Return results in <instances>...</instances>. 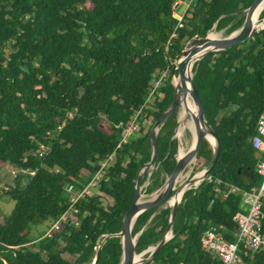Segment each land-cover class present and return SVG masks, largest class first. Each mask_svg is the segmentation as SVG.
Listing matches in <instances>:
<instances>
[{"label": "trees", "instance_id": "obj_1", "mask_svg": "<svg viewBox=\"0 0 264 264\" xmlns=\"http://www.w3.org/2000/svg\"><path fill=\"white\" fill-rule=\"evenodd\" d=\"M255 1L0 0V166L21 171L4 191L15 207L0 224V264H94L100 246L95 264L121 263L115 235L135 200L139 171L151 161V130L173 102L172 71L190 40L215 27L233 33ZM179 3L188 5L181 22ZM195 64L193 82L221 153L208 178L185 193L173 238L144 264H212L203 234L216 227L234 241L244 196L262 185L257 165L264 156L253 139L264 114V30ZM137 113L138 138L120 145ZM177 125L175 111L158 132L157 171L147 194L161 189L176 168ZM213 157L204 140L195 171ZM101 169L98 194L83 193ZM105 197L110 204H103ZM156 210L136 220L137 254L166 235L171 209L153 216ZM260 220L264 236V197ZM45 223L48 231L38 238L27 233ZM241 258L264 264V248Z\"/></svg>", "mask_w": 264, "mask_h": 264}, {"label": "water", "instance_id": "obj_2", "mask_svg": "<svg viewBox=\"0 0 264 264\" xmlns=\"http://www.w3.org/2000/svg\"><path fill=\"white\" fill-rule=\"evenodd\" d=\"M263 1L264 0H256L254 2V4L249 9H247L241 13V15L244 13L246 15V18H245L243 25L239 29H237L236 31L231 33L228 37L217 39V40H212L209 38V34H210L209 33L204 38L195 37L192 40H190L185 47V51L183 53V56L177 62L174 70L172 71V76L174 77L176 75V72L178 71V76L182 80L185 79V70H186L188 59H189V58L185 57L186 56L185 54H186L187 46L190 43L195 42L198 45L210 48V51L208 53L220 52V51L230 49L233 46H236V45L242 43L243 41L247 40L248 38H250L255 33L259 32L261 30H264V29H257L252 24L253 15H254L256 9L259 7V5ZM187 8H188V5L185 3L177 4L175 7L176 17L180 18V15H182L187 10ZM263 20H264V18H262V21ZM207 54H205L202 58H204ZM190 85H191V88H190L189 93H190V96L193 100L194 106L197 110V114L195 116H193L194 127L196 130V139H195L194 149L192 152L188 153L187 155H185L183 157H180L179 151H178V162H177V165H176V168H175L173 174L166 180L163 187L157 191L156 195L154 196V198L152 200L146 201V202L140 201V198L142 195L141 194V188L143 186L142 185L143 178L145 177L147 172H149V176H148V180H149L152 172H154V170L157 168V161L159 158L158 145H157L158 132H159L160 128L164 125L165 121L169 118V116L171 114H173L175 111H178L179 107L181 105V97L180 96H181L182 90H178L176 87H174V99H173L171 106L163 114V116L154 124V126L151 130V133H150L151 144H152V149H153V155H152L151 161L149 163H147L146 165H144L139 171L138 178H137V184H136L137 192L135 195V200H134L132 206L130 207V209L128 210V212L126 213V215L124 217L121 232L119 234L115 235V236L121 238V243H122V260H121L120 264H144V263L148 262L149 260H151L159 252V250L164 245H166L170 239L173 238V226H174L175 216H176V212H177V209H178L181 201L175 205L169 206V208L171 209V217H170V224H169L168 230L166 232L165 237L161 241V243L157 247H154V249L149 248L148 250H146L140 254H137L136 244H137L138 235H136L134 237L132 235V231H133V227L136 223V220L138 219V217L141 214L157 208V210L153 214V216H155L156 214L160 213L161 210H163V208L167 205L169 200L175 195V194L172 195V193L175 191L177 179L179 178L181 173L185 170V168L188 166V164L191 163L193 160L197 159L199 149L201 148L204 140H207L212 144V146L214 148V157H213V160H212L210 166L202 169L205 171V176H204V179L202 180L201 183H203L208 178L212 168L217 163V160H218L219 155L221 153V144H220L219 138H218L215 130L211 127V125H209V123L207 122V120L205 118V107L203 105V102L201 100L199 92H198V90H197V88L193 82V77L190 80ZM183 89H185V88L183 87ZM204 125H207L209 127V134L211 135V138L213 140L209 139L207 133L203 129ZM157 130H158V132H157ZM189 183H191V181ZM200 184L197 187H192V188L190 187V188L196 190L199 188ZM188 190L189 189H186L184 191V195ZM184 195H183V197H184ZM183 197H182V199H183ZM169 232H170V236H169V238H167V235ZM101 248H102V246H100V250H101ZM100 250L97 254V258L99 257ZM146 253H149V256L147 258H144L140 262H137L135 260L136 256L144 255ZM97 258H96L94 264L96 263Z\"/></svg>", "mask_w": 264, "mask_h": 264}, {"label": "built area", "instance_id": "obj_3", "mask_svg": "<svg viewBox=\"0 0 264 264\" xmlns=\"http://www.w3.org/2000/svg\"><path fill=\"white\" fill-rule=\"evenodd\" d=\"M183 15L184 13L180 15V22L182 21ZM179 27H183L182 23L179 24ZM159 84L160 81L156 82L155 88H157ZM153 94L154 91H152L147 99L146 107H148L150 99L154 96ZM138 115L139 113L135 115L133 121L126 128L125 135L122 138L120 145L122 143H127L134 134L139 131V124L137 122ZM253 146L264 156V114L259 119L258 133L253 139ZM111 161L112 158L110 159V162ZM108 166L109 162L102 164L103 169ZM257 171L263 178L262 185L259 189H253L244 196L243 210L234 218L238 225V232L235 235V240L227 241L224 238V235L216 227L207 230L201 238L202 247L207 252L212 253L216 259L212 264H243L241 258L243 253H256L264 248V236L261 235L262 223L260 220V209L262 207V198L264 197V160H261L258 163ZM101 175L103 176L102 169L98 172L95 178ZM93 182L94 180L91 181L88 187L92 186ZM88 187L83 193H88ZM69 189L72 188L69 187ZM231 191L236 192V189L233 188ZM224 196H227V194H224ZM246 206L248 209H244ZM65 219L66 216L60 218V220L53 225L51 230H58L61 221H64Z\"/></svg>", "mask_w": 264, "mask_h": 264}, {"label": "rangeland", "instance_id": "obj_4", "mask_svg": "<svg viewBox=\"0 0 264 264\" xmlns=\"http://www.w3.org/2000/svg\"><path fill=\"white\" fill-rule=\"evenodd\" d=\"M243 15H245V13L242 14V16ZM260 20H262V15L260 17ZM213 31L220 33L222 38L228 37L230 35V34H228L226 32V30L219 31V30H217L216 27L212 30V32ZM168 76H169V73L166 72V73H164L162 75V78L167 79ZM172 80H174V77L172 78ZM153 99H154V96H152V99H150V101L148 103L149 106H150V103L152 104ZM145 126L147 128L149 126V124L145 125ZM178 126H179V114H178V125H177V128H178ZM177 128L175 130L174 139L176 140V145H177L178 151L181 148L183 150H188L190 148V146L192 144V140H193L191 132L189 130H187L185 132V134L182 136V138L179 140L176 137ZM206 129H207V133H209V127L208 126H206ZM157 132H158V130H157ZM138 136H139V133L137 132V133L134 134V136L132 138L136 139V138H138ZM195 165H196V160H194V162L192 161L191 163H189L188 166L185 168V170L181 173V175L177 179L178 182L176 183V186H175V191H174L175 194L179 190L184 188V186L188 185L189 182L192 181V179L195 177V175L197 173L195 171ZM155 171H157V168L154 170V172ZM199 171H202L205 174L204 170L201 169ZM20 173H21V171L11 167L10 165H1L0 166V224L1 225L5 224L6 218L11 214V212L13 211V209L15 207V202L10 200L8 197L4 196V191L8 188V186H12L13 185L16 176L19 175ZM94 178L95 177H93V179H92V181L94 180L93 185L88 187V193L87 194H89V195L98 194V184L100 183V181L102 179V175L97 177V178H95V179ZM27 183H28V180L24 179L23 180V184L26 185ZM149 183H150V179L149 180L147 179L146 182L144 183V185L141 188V194H142L141 198H140L141 202H146V200L147 201L152 200L154 198V196L156 195V193H157V192L152 193V194H147L146 193L145 190H146L147 186L149 185ZM191 188H189V190ZM177 197H178V195H176L175 198L172 200V202L170 204H167L163 209L169 208V206L176 200ZM110 203H111V201L105 197L104 200H103V204L104 205H108ZM246 208L248 209L247 206H246ZM68 216H69V214L66 216V219H67ZM48 227H49V225L46 224V223L43 224V225H40V226H30L27 229V233H29V234L32 233L31 237L33 239H36L42 233L47 232L48 231ZM151 249H154V247L151 248ZM146 255H148V253L144 254V258H146Z\"/></svg>", "mask_w": 264, "mask_h": 264}, {"label": "bare ground", "instance_id": "obj_5", "mask_svg": "<svg viewBox=\"0 0 264 264\" xmlns=\"http://www.w3.org/2000/svg\"><path fill=\"white\" fill-rule=\"evenodd\" d=\"M263 11H264V1L256 9V11L253 15V18H252V24L257 29H264V20L263 21L260 20V17L262 15ZM209 38L212 40H217V39H221L222 36L218 32H215V31L212 32L211 31L209 34ZM209 51H210V48H208V47L198 45L195 42L190 43L187 46V50H186V54H185L186 55L185 57L189 58L188 62H187L186 70H185V79L182 80L179 76L177 77V75H175L174 80L172 81L174 87H176L178 90H182L181 96H180L181 97V105H180L179 110H178L179 126L177 128L176 137L180 140L182 138V136L185 134V132L187 130H189L191 132V135L193 138L192 144L188 150H183L182 148L179 150L180 157L187 155L188 153L192 152L194 149V144H195V139H196V130L194 127L193 116H195L197 114V110L194 106L193 100H192L190 93H189L190 88H191L190 80L193 77V67H194V65H196L195 63L197 61H199ZM183 87L185 89H183ZM192 126H193V129H192ZM206 126L207 125H204L203 129L207 133ZM207 135H208L209 139L213 140L209 133H207ZM193 162H194V160H193ZM204 176H205V174L202 171L197 172L195 177L192 179L191 183L184 186V188H182L181 190H179L175 194V195H178V197L176 198V200L171 205H175L178 202H180L183 195H184V191L186 189H189L190 187H197L202 182V180L204 179ZM169 236H170V232L168 233L167 238H169ZM143 259H144V255H138L135 258V260L137 262H140Z\"/></svg>", "mask_w": 264, "mask_h": 264}, {"label": "crops", "instance_id": "obj_6", "mask_svg": "<svg viewBox=\"0 0 264 264\" xmlns=\"http://www.w3.org/2000/svg\"><path fill=\"white\" fill-rule=\"evenodd\" d=\"M244 209H246V207H244Z\"/></svg>", "mask_w": 264, "mask_h": 264}]
</instances>
